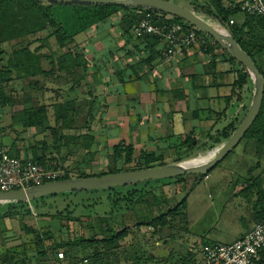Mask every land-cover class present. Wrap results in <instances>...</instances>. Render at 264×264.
<instances>
[{"label": "rangeland", "instance_id": "obj_1", "mask_svg": "<svg viewBox=\"0 0 264 264\" xmlns=\"http://www.w3.org/2000/svg\"><path fill=\"white\" fill-rule=\"evenodd\" d=\"M173 1L191 9L192 0ZM203 1H205L204 4L200 5H207L206 0L197 2L203 3ZM238 1L240 0L233 2L225 0L224 3L235 5ZM199 9L203 12L199 14L205 18V21L207 20L219 29L227 30L218 24L213 15L210 16L205 13L206 11L202 7ZM213 11L216 13L214 8ZM123 16V13L116 15L112 18V22L105 25L102 30H99L100 27L95 29L97 31L96 37L94 38V32L91 34L93 39L97 42L103 41L104 33L108 29L119 27ZM53 31V29H49L36 37L6 43L1 48H4L10 55L15 49L26 45H29L32 50L44 46L40 55L46 57L51 55L58 59L62 53L73 48V46L65 49L60 48L56 38L50 36ZM39 37L43 40H38ZM77 39L80 41L82 51L87 50L86 47L89 45L88 42L91 37L88 39L85 34H82ZM200 44L199 41L194 47H198ZM97 47L103 49L100 44ZM98 48L95 49V53H98ZM99 60L97 58V62ZM43 61L44 69L51 71L53 68L49 61ZM7 62L8 58H5L3 64L6 65ZM258 64L264 69L260 60ZM57 68L52 70L53 74L45 77L19 78L15 73L14 79L6 86L4 85V95L11 98L13 103L6 106L0 105V144H5H3L4 147H0V151L9 150L12 154L18 153L19 157L31 159L29 151L37 148L40 155L46 158L45 166L48 170L59 171L61 169L66 175H70V179H79V169L89 175L106 173L108 172V157L113 155L115 145L123 143L114 138L118 133L115 131L102 132L98 130L93 133L97 143L92 147L94 155L89 156L90 167L85 166L87 164L85 162L86 150L81 149L83 141L70 143L73 156L66 158L63 166L59 165V158L69 156L67 149L63 151V156L59 154V134L57 137L52 135L51 127L58 126L56 107L66 103L82 104L81 108L78 107V110L72 111L71 116L75 121L69 123L72 126L71 129L80 126L74 134L79 136L89 134L85 124L88 119L86 108L90 104L86 105L89 102L87 99L82 98L80 100L81 96L73 97L70 95V89L73 85L77 89L78 95L82 94V89L83 92H86L87 89L84 88V85L82 88V84L77 86L69 77L60 79ZM204 72L203 66L199 64L197 66L198 75ZM79 73L82 74L83 72L80 70ZM79 73L75 75L74 81H78L81 77ZM28 99L30 100L29 103H27ZM26 106L47 107L48 114L45 117L44 128H31L25 131L21 125H13L12 115L24 110ZM67 132H69L68 129H65L63 133ZM90 134L92 133L90 132ZM201 138L200 143L203 142ZM227 141L224 140L217 144L209 142V146L197 156L190 159L182 158L183 160L180 161H175L180 152L178 146L180 143L172 141L170 144L175 149H179L166 148V150H162L164 154L163 164L166 166L185 163V166H192L204 163L213 157L216 151L221 149ZM98 143L99 145H97ZM142 152L140 147L136 149V161ZM136 161L130 165L120 163L118 169H122L123 172L132 171L136 167ZM79 164L82 165V168L78 169ZM258 164L261 165L259 168H257ZM250 170H255V176L262 175L264 178V150L259 158L256 155L255 144L244 140L233 153L194 188L193 186L198 179L189 175L181 181L167 182L168 180H162L161 184L154 183L156 184L155 186L153 184L154 187L149 186L148 194L143 195L145 197L142 203L135 206L133 213L128 212L130 205L126 202V200L131 201L130 194H109L107 190H99L90 194L58 195L44 201L0 204V264H5L4 262L10 259L12 262L18 259L22 264H114L117 261L119 264H126V261L129 264H182L186 258L188 259L189 253H196L199 246L205 242L232 243L236 240L239 229H243L242 225L249 226L252 230L255 222H253L251 213L254 211L253 204L258 201V196L256 192L254 195L249 194V197L242 194L245 189L250 187L248 181ZM143 187L139 186L132 189H142ZM154 195L157 196L158 201L152 197ZM121 199L126 200L121 201ZM185 199H187L186 206H181L176 218L171 220V223L165 228L154 230L144 225L138 228L134 224L136 220L142 222L147 215L159 217L162 214H167L177 208L178 204ZM145 200L150 204H146ZM126 212L129 214L125 216L124 213ZM123 215L124 219L127 220V225L132 228L129 236L120 242L118 249L115 248L109 252L103 250L96 252L94 248L88 250L76 248L70 257L65 254L64 259H60L59 254L65 253V249L57 246L50 250L47 257L41 258L37 254V247L34 244L36 237L34 234L25 233L24 230V226H27L36 235L44 234L46 237L43 241L47 246H55L56 243L67 242L81 236L90 238L94 235H107L109 227L114 230L122 229L125 225L122 223L124 222ZM238 217H240L238 219L240 225L235 223ZM103 218L109 219L110 222L101 226V219ZM91 226L93 227L91 228ZM162 251L166 254H164L165 257L160 258L158 255ZM87 259L88 261H86Z\"/></svg>", "mask_w": 264, "mask_h": 264}, {"label": "trees", "instance_id": "obj_2", "mask_svg": "<svg viewBox=\"0 0 264 264\" xmlns=\"http://www.w3.org/2000/svg\"><path fill=\"white\" fill-rule=\"evenodd\" d=\"M170 1L174 2L173 0ZM206 1L208 2L207 5H200L196 2L195 11L197 13H203L201 9H199V7H202L206 11L205 13L209 14L210 16L213 15L219 25L227 28V30L235 38L240 47L253 59L261 73L264 75V71L258 66L256 61L257 56L264 55V19L256 15H249L243 12L241 10V2L235 3V5H226L224 3L225 0ZM228 1L233 2L234 0ZM213 8L216 10V13H214ZM147 12L167 16L166 14L160 13L158 11H152L142 8H133L129 6L62 5L46 4L38 2L37 0H0V105L6 106L13 103V100L11 98H7L4 95L3 87L14 79L15 73H17L19 78H29L38 76L45 77L49 74H53V69L58 67L57 69H59L60 79H65L66 77H69L71 78V80H73L74 83H76L77 86H79L84 80H86L87 69L89 68V61L84 51H82V48H80V41H78L77 39L78 36L82 34L86 35V33L92 29H97L101 26L107 25L109 22H112V18L114 16L121 15L122 13L124 14V16L121 19L122 22L120 21L119 23V27L124 29L129 34L131 32L134 33V27L137 25L141 17ZM173 20L175 22H184L176 17H173ZM231 21H234V24L231 25ZM49 29L54 30L50 36L56 38L60 48L65 49L69 46H73V48L67 49L66 52L62 53V55H60L58 59H55L54 56L51 55L49 57H46L45 55H40L41 51L44 49V46L32 50L29 45H26L15 49L10 55L6 50H4V48H1L3 44L10 43L23 38L36 37ZM198 35L200 37L206 38L209 41V47L207 49V52L211 53L214 51V49H221L220 46L207 34L198 31ZM137 39H143L145 41L157 40L153 37H144ZM38 40L43 39L39 37ZM225 54L232 63L238 64L241 69V73L239 74L236 86L237 88L242 90L245 84H247L249 74L247 73L246 69L242 67V65H240L235 59L231 58L228 53L225 52ZM5 58H8V62L6 65L3 64ZM43 60L49 61V64L52 66L53 69H51L53 71L44 69ZM80 70L83 72L82 74L79 73ZM78 73L81 74V77L78 79V81H74L76 79L75 75ZM74 88L75 86L73 85L70 90H73ZM29 102L30 100L28 99L27 103ZM251 102L252 101L250 100V103L243 107L241 113L234 117L222 131L217 132L215 135L208 133L207 139L205 141L200 143L196 138H194V133H191L189 136H187L181 145L180 152L175 161L183 160L182 158L190 159L197 156L201 151L205 150L209 146V142L217 144L221 143L224 140H229L232 134L237 130L245 115L247 114ZM56 110V122L58 123V126L51 127V130L52 135L54 137H57L59 134V150L63 145H70V143L72 142L78 143L79 141H83L84 143L81 144V149L86 150L85 162L87 164H85V166L90 167L91 160L89 156L94 155V153H92V147L97 143L96 136L90 133L79 136H71L68 133H63L65 129H68V131L71 130L70 127L72 126L69 123L71 121H75L74 118L71 116L72 111L74 112L78 110L77 108H75L74 103L59 104V106L56 107ZM47 114L48 110L45 106H26L24 110L16 112L12 115V120L14 123L13 125H21L23 130L25 131L31 128L41 129L45 127V117L47 116ZM244 140L255 144L256 155L260 158L261 153L264 150V101L257 120L255 121L253 127L248 131V133L244 137L243 141ZM3 144H0V147H4ZM135 151L136 150L133 145L126 144L124 142L115 145L113 155L108 157V172L102 173L100 175H89L79 169L82 168V165L79 164L77 167L79 169L78 178H89L95 176H103L111 173L123 172L122 169H118L119 164L122 163L123 165H130L134 163L136 161ZM10 154L12 156L19 157L18 153L16 152L12 154L10 151ZM30 154L32 157V161L38 163L39 165L47 169V166H45L46 158L40 155L39 151H37V148H33L31 151H29V155ZM68 156H73L72 150H70V155ZM66 158L68 157H62V159L59 158L60 166L64 165V161L66 160ZM163 159L164 156L161 154L143 151L140 154L138 160L136 161V167L132 169V171L165 166V164H163ZM260 166L261 165L258 164L257 168H259ZM254 171L255 170L249 171L248 181L250 182V187H248V189H245V192L242 194L246 197H249V194L254 195V193L256 192V195L258 196V201L254 202L253 204L255 213L253 220L256 225L258 223H264V178L262 177V175L255 176ZM189 176H194L196 177V179H198L195 185L193 186L194 188L198 184H200L202 180L208 175ZM184 178H186V176L167 179V182L181 181ZM65 179H70V175L67 174L62 180ZM160 182L161 181H153L106 190L109 192V194H130L131 201L126 199L123 200H126V202L130 205L128 212L130 211V213H133V210H135V206L142 203V200L145 197L143 195L148 194L149 186L154 187L156 185L154 183L161 184ZM139 186L144 187L142 189H132L134 187ZM96 192L98 191L64 193L59 194V196H64L68 194L76 195L81 193L90 194ZM57 196L58 195L41 198L38 199V201H44L47 198H55ZM152 197H154L158 201L156 195ZM134 198L135 201H133ZM123 200L121 199V201ZM144 202H146V204H150L146 200ZM186 204L187 199L183 200L182 203L178 204L177 208L172 211H169L167 214H162L159 217L147 215L143 218L142 222H137L136 220V223L134 224L138 228L142 225L153 228L154 230H157L159 228H165L171 223V220H174L176 218L177 212L181 209V206H186ZM128 212L124 213V215L126 216V214H129ZM124 215L123 219L125 218ZM123 221L124 222L122 223L123 225H125L122 229L114 230L113 228L109 227V229L107 230V235H94L90 238L81 236L80 238L70 239L67 242L56 243L55 246H47V244L43 241L46 237L44 234L36 235L34 231L27 226H24V230L25 233L29 235L34 234V237H36V242L34 244L37 247V254L41 258L47 257L50 250H52L53 247L56 246L64 248L65 254L67 255V257H70V255L74 252L76 248H82L84 250L94 248L96 252H99V250L100 252L102 250L105 252H109L114 250L115 248L118 249L120 242L124 241L129 236V233L131 231L130 229L132 228L127 225L126 219H124ZM109 222V219L103 218L101 219V226ZM92 227L93 226H91V228ZM208 243L217 242H205L204 244ZM12 258L14 257L12 256ZM86 261H88V259ZM4 263L22 264V262L18 259L15 262H12V259H10ZM114 264H119V261ZM126 264L129 263L126 261ZM182 264H198L196 253H189L188 259L186 258L182 262ZM253 264H264V251L261 254L260 260L254 262Z\"/></svg>", "mask_w": 264, "mask_h": 264}, {"label": "crops", "instance_id": "obj_3", "mask_svg": "<svg viewBox=\"0 0 264 264\" xmlns=\"http://www.w3.org/2000/svg\"><path fill=\"white\" fill-rule=\"evenodd\" d=\"M197 1L192 0L190 10L195 11ZM95 29L86 33L91 39L87 50H83L89 68L81 87L84 85L87 91L82 89V96L76 88L70 90L71 96L89 101L85 126L92 135L98 130L115 131L118 133L114 138L133 145L135 150L140 147L142 151L164 155L162 150L175 149L170 144L172 141H178L181 149L191 133L198 141L201 137L205 141L208 133L215 135L222 131L252 101L254 81L250 74L247 72L248 80L243 89L237 88L239 65L232 63L223 49L207 52L209 41L204 37L198 47L166 62L162 58L164 47L157 40H139L134 33L116 27L108 29L103 41L97 42L91 36L94 32L96 37ZM99 44L103 49L97 47ZM97 48L98 53H95ZM97 58L101 62H97ZM259 60L264 66V55L257 56V64ZM199 64L205 71L201 75L197 73ZM81 105L77 103L75 108ZM78 127L67 133L73 136ZM66 149L70 155L71 144L60 148L61 156ZM251 214L254 219V211ZM239 218L235 223L240 225ZM242 228L235 241L251 230L249 226L242 225Z\"/></svg>", "mask_w": 264, "mask_h": 264}, {"label": "water", "instance_id": "obj_4", "mask_svg": "<svg viewBox=\"0 0 264 264\" xmlns=\"http://www.w3.org/2000/svg\"><path fill=\"white\" fill-rule=\"evenodd\" d=\"M46 4L62 5H116L142 8L158 11L172 17L181 19L184 22L196 27L199 31L212 38L221 49L235 59L250 74L254 81L253 98L250 108L244 119L232 134L230 139L216 151V154L204 163L185 166L166 165L158 168H149L136 171L111 173L103 176H95L79 179H65L42 186L0 192V204L33 202L41 198L74 192L99 191L137 185L141 183L162 181L188 175H209L220 163H222L243 141L248 131L257 120L264 101V75L253 59L240 47L235 38L225 29H218L195 11L187 9L170 0H37ZM164 251L159 253L163 258Z\"/></svg>", "mask_w": 264, "mask_h": 264}, {"label": "built area", "instance_id": "obj_5", "mask_svg": "<svg viewBox=\"0 0 264 264\" xmlns=\"http://www.w3.org/2000/svg\"><path fill=\"white\" fill-rule=\"evenodd\" d=\"M241 10L264 19V0H241ZM230 24H234L231 21ZM198 29L187 22H175L170 15L147 12L133 32L137 38L153 37L163 45L162 58L172 62L195 46L202 38ZM65 172L48 170L28 158L15 157L9 150L0 151V192L27 190L62 180ZM264 251V223L233 243L202 244L197 249L198 264H253ZM199 256V258H198ZM60 259L65 253L59 254Z\"/></svg>", "mask_w": 264, "mask_h": 264}]
</instances>
